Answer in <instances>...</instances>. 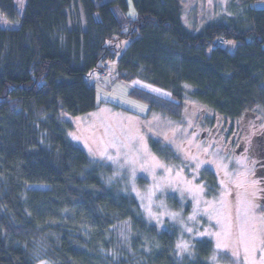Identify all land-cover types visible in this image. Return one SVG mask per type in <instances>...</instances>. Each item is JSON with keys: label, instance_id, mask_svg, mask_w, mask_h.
<instances>
[{"label": "trees", "instance_id": "trees-1", "mask_svg": "<svg viewBox=\"0 0 264 264\" xmlns=\"http://www.w3.org/2000/svg\"><path fill=\"white\" fill-rule=\"evenodd\" d=\"M255 1L231 0L232 12L197 30L182 0H133L135 19L127 0H25L22 15L15 0H0V24L18 22L0 26V264H211L207 238L178 257L177 230L159 229L137 197L107 183L110 167L70 140L63 113L96 109L99 83L89 80L105 65L104 79L114 72L133 98L176 119L188 100L225 125L264 110V9ZM221 39L239 43L235 52Z\"/></svg>", "mask_w": 264, "mask_h": 264}, {"label": "rangeland", "instance_id": "rangeland-1", "mask_svg": "<svg viewBox=\"0 0 264 264\" xmlns=\"http://www.w3.org/2000/svg\"><path fill=\"white\" fill-rule=\"evenodd\" d=\"M230 1L182 0L185 21L199 30L223 12H232ZM127 2V16L135 19L136 6L133 0ZM15 3L22 15L25 0ZM251 6L264 9V0ZM113 9L122 16L119 7ZM0 26L16 29L18 22L2 20ZM225 40L222 47L235 52L239 43ZM122 44L123 49L127 43ZM98 83L96 109L78 116L63 113V118L70 140L90 160L110 167L107 183L119 184L123 194L137 197L147 220L159 229L177 230L178 257L193 254L196 241L207 238L214 245L211 264H264V210L256 176L262 149L254 139L257 133L264 136V110L228 121L235 132L230 131V141L223 143L216 136L224 118L198 101H186L182 118L176 119L133 98L131 85L114 72ZM211 117H217L216 124L209 125ZM165 149L170 150V159L162 154ZM178 245H187V250Z\"/></svg>", "mask_w": 264, "mask_h": 264}, {"label": "flooded vegetation", "instance_id": "flooded-vegetation-1", "mask_svg": "<svg viewBox=\"0 0 264 264\" xmlns=\"http://www.w3.org/2000/svg\"><path fill=\"white\" fill-rule=\"evenodd\" d=\"M208 122H209V125H214V124L217 123V118L211 117L210 120H208ZM230 131H231V127L228 126V124L226 126L223 125L219 129V131H218L219 134H218V136H216V138H223L222 139V142L223 143H225V141H230L229 139H227L229 137V134L228 133ZM212 132L213 133L215 132V127H214V129H212ZM237 141L240 143V141H242V140H240V138H238ZM230 143H228V145H227V148L228 149H231V148H229L230 146L232 147V145H230ZM259 143H260V147L262 148V150L264 152V139H262ZM240 146H241V143H240ZM243 147H244V145H242L241 148H243ZM238 150L239 149H237V152H238ZM256 176H257V179H258L259 192H260L259 195H258V200H261L262 201L263 207H264V159L263 158H260V160L258 162V166L256 167ZM261 186H262V188H261Z\"/></svg>", "mask_w": 264, "mask_h": 264}, {"label": "built area", "instance_id": "built-area-1", "mask_svg": "<svg viewBox=\"0 0 264 264\" xmlns=\"http://www.w3.org/2000/svg\"><path fill=\"white\" fill-rule=\"evenodd\" d=\"M226 43V40L225 39H221L218 44L219 46H223V44ZM112 71V68L109 66V65H105L104 68H103V71H100L97 76L89 81H97V82H101L104 77L106 76L107 73L111 72ZM92 81V82H93Z\"/></svg>", "mask_w": 264, "mask_h": 264}, {"label": "snow or ice", "instance_id": "snow-or-ice-1", "mask_svg": "<svg viewBox=\"0 0 264 264\" xmlns=\"http://www.w3.org/2000/svg\"><path fill=\"white\" fill-rule=\"evenodd\" d=\"M178 247H182L184 250H187V245H178Z\"/></svg>", "mask_w": 264, "mask_h": 264}]
</instances>
